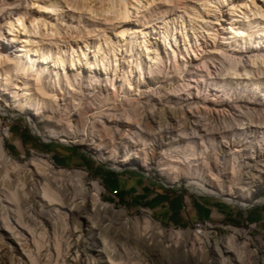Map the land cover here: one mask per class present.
Masks as SVG:
<instances>
[{"label": "bare ground", "instance_id": "obj_1", "mask_svg": "<svg viewBox=\"0 0 264 264\" xmlns=\"http://www.w3.org/2000/svg\"><path fill=\"white\" fill-rule=\"evenodd\" d=\"M261 1L0 0V101L54 133L45 119L47 113L58 122L66 116L70 132H74L73 118L77 128L84 131L92 124L98 136L90 139L94 151L106 160H116L121 146L124 156L118 162L124 166L135 164L137 159L136 165L147 168L150 145L143 139L139 118L135 119L141 112L156 123L168 147L186 143L190 148L183 154L175 150L171 160L165 150L152 153L154 160L159 158L162 171L176 172L178 167L172 163L183 161L196 168L209 159L218 161L212 152H198L197 146L208 142L229 149L233 160L245 150V144L240 143L251 142L261 152L252 158L256 162L252 180L264 183V164L258 165L264 153ZM173 98L176 102H171ZM173 105V116H166V109ZM157 107L162 113L158 117L154 116ZM114 130L119 132L118 142L113 140ZM237 136L242 141L232 139ZM131 148L136 150V157H132ZM5 158L0 143V163ZM46 165L33 161L26 168L30 182L21 184L27 190L31 187V191L23 192L27 204L40 222L50 221L41 208L43 201L68 210L77 233L72 245L77 256L81 250L86 256L98 248L105 250L103 236L108 220L98 217L109 204L82 182V204L75 205L78 199L70 198V187L56 180L54 186L44 177L50 171ZM35 176L44 180L42 197L31 185ZM6 178L0 165L2 194L7 191ZM193 185L203 193L214 189L205 180ZM259 186L252 187L250 198ZM19 190L17 187L15 199L20 198ZM216 193L226 194L223 189ZM70 200L72 204H68ZM117 218L121 219L118 228L131 224L123 213ZM133 225L137 235L150 230L147 237H160L156 230L159 225L152 229L149 218ZM86 232L98 233L100 241H89Z\"/></svg>", "mask_w": 264, "mask_h": 264}, {"label": "rangeland", "instance_id": "obj_2", "mask_svg": "<svg viewBox=\"0 0 264 264\" xmlns=\"http://www.w3.org/2000/svg\"><path fill=\"white\" fill-rule=\"evenodd\" d=\"M262 2L264 4V1ZM223 23H225L226 28L228 22L224 19ZM171 102H176V99H171ZM174 106L166 109V116H173ZM127 108L126 106L123 110H127ZM158 108L154 112L156 117L162 115L161 110H159L161 108ZM141 113H138V116L135 114V119L139 118L138 120L144 128L142 131L143 139L150 145V149L146 150L149 156L145 162L147 167L145 169L136 165L138 163L137 159L135 164L130 166H124L118 162L124 156L121 146L118 148L119 155L116 160H106L99 153H96L90 139L95 140L98 136L96 132H93V125L90 123L84 131L77 128L73 118L71 127L74 132H70L68 129L69 121L66 116L61 117L59 115L62 122H58V119L54 120L53 115L47 113L45 119L49 121L48 125L55 129L54 133L46 128L45 124L39 123L38 120L32 117L30 118L29 115L20 114L12 107H8L5 101H0V143L6 156L5 161L0 165L3 175L7 174L8 178L5 180L7 191L3 194L0 192V264H264V244L256 238L254 239L251 231L243 230L242 227L218 229L215 233L214 230H209L210 232H207L206 237H202V234L197 232L194 235L187 230L188 228L172 229L159 225L149 211H140L139 214L132 215L123 208L109 203L106 208L107 211H102V214L99 215L100 218L98 217V220H108L105 222V226L108 225V227L105 229L106 233L103 236L106 249L93 250L89 256L84 255L81 250L79 256H77L74 254L75 250L72 249L77 233L73 220L70 218V213L66 208L55 205V202L52 203V206H49L50 200L48 202L43 201L44 206L41 208L50 221L42 220L43 223L39 221V217L32 211L29 204H27V199L23 196V192L31 191V187L27 190V188H22L21 184L26 180L28 183L30 182L29 174L25 173L26 168H29L33 161L43 165L47 164L46 166L50 168V171L46 172L47 175L44 177L48 178L51 184L55 186L57 181L63 187L67 185L71 188L70 198L78 199L74 203L75 205L82 204L80 198L81 187L79 186L82 182L88 189L97 192L103 202L108 203L102 198L103 185L95 174V171L99 169L116 170V172H140L146 177L151 176L150 179L162 184L177 188L188 185V189L200 193H203V191H199L193 184L205 180L208 184L213 185L214 189H209L208 192L203 194L218 196L243 207H251L255 203H264V183H255L252 180V175L256 169V162L252 158L255 154L260 155L261 152L251 142L246 143L244 141L240 143L245 144V150L243 154L235 159L236 161L231 158L229 149L222 147L218 142L214 144L208 142L204 146H197L198 152H206L205 154L212 152L210 154H215L214 156L219 158L218 164L221 165L218 166V161L215 162L209 159L207 160L209 162L203 161L197 168L196 166H191L193 167L191 168L183 161L179 164L172 163V165L175 164L173 166L178 167L176 172L173 169V171H162L159 158L156 157L154 160L152 153L156 155L158 151L165 150L166 158L171 160V155H175V150L180 149L182 152L180 150L179 152L183 154L185 151H190V148L186 143L185 145L183 143L180 145L172 144L171 147H168V141L157 130L156 123L149 119L146 112ZM56 116L58 117V115H55V118ZM102 120L107 121L106 118ZM213 120L211 119V121ZM216 122L220 121L216 120ZM15 132L16 136L14 135ZM114 136L113 140L118 142L119 132L114 130ZM15 137L19 140L26 137L33 144L29 147H23V152L20 155H14L10 152L8 143ZM232 139L236 143L242 141L238 136ZM50 143H54L51 147L52 150L60 154L54 155L52 152L41 148L42 144ZM55 144L63 147H75L77 149L76 155L74 156V151L63 149ZM167 150L169 153H167ZM130 153L132 157L137 156L135 154L136 150L133 148H131ZM262 156L263 158H259L258 165L264 164L261 161L264 159V153ZM54 162L57 169L70 171L76 169V172L57 171L51 165ZM195 168L198 169L197 173H195ZM34 179L35 181L31 185L40 190L42 197L41 187L44 185V180L38 176H35ZM97 183L100 185L101 191ZM255 184H259L260 189L250 198V192ZM17 187H20V198L15 199ZM219 189H223L226 194L218 195L216 192ZM230 194L231 196H228ZM68 204H72V200L68 201ZM122 213L125 218L131 221V224L128 227L118 228L117 223L121 219H118L117 216ZM146 218L150 219L152 229L156 228V224L159 225V228L156 229L160 236L158 240L146 236V234H151L150 230L143 231L142 235H137L135 232L133 223L136 221L143 222ZM83 222H86V219H83ZM177 231L182 232L177 233ZM86 237L89 241H94L98 240L100 236L98 233L91 235L86 232Z\"/></svg>", "mask_w": 264, "mask_h": 264}, {"label": "crops", "instance_id": "obj_3", "mask_svg": "<svg viewBox=\"0 0 264 264\" xmlns=\"http://www.w3.org/2000/svg\"><path fill=\"white\" fill-rule=\"evenodd\" d=\"M14 135L16 136V132ZM32 144L26 137L22 140L15 137L8 143V148L14 155H20L23 147ZM51 152L55 153V150ZM95 174L103 185L102 198L108 204L121 207L132 215L149 211L159 225L181 229L190 228L198 221L209 222L217 230L241 228L245 221H249L257 223V230L253 235L264 244V203L243 207L221 197L199 196L192 194L187 188L162 184L140 172L99 169ZM98 187L101 191L99 184Z\"/></svg>", "mask_w": 264, "mask_h": 264}, {"label": "built area", "instance_id": "obj_4", "mask_svg": "<svg viewBox=\"0 0 264 264\" xmlns=\"http://www.w3.org/2000/svg\"><path fill=\"white\" fill-rule=\"evenodd\" d=\"M10 130V129H8ZM53 165V168L57 169L56 165H55V162L54 164H51ZM59 168V167H58ZM57 171H70V170H63V169H57ZM113 171H116V170H113ZM70 172H76V169H73L72 171ZM151 177V176H150ZM150 177H147V178H150ZM188 185H186L185 187L183 188H187L188 189ZM192 194H196V195H199V196H213V195H208V194H203V193H200L196 190H192V189H188ZM218 197V196H217ZM242 228H247L248 230L251 231V233L253 234L254 231L257 230V223H253V222H249V221H245L242 225H241ZM172 229H181V228H172ZM187 230H189L190 232H192L194 235H195V231H202V237H206V234H207V231L208 230H217L216 228H214L212 225H208V224H205L204 221H198L197 223L193 224L190 228H188ZM253 238L255 239V236L253 235Z\"/></svg>", "mask_w": 264, "mask_h": 264}, {"label": "trees", "instance_id": "obj_5", "mask_svg": "<svg viewBox=\"0 0 264 264\" xmlns=\"http://www.w3.org/2000/svg\"><path fill=\"white\" fill-rule=\"evenodd\" d=\"M52 145H54V143H50V144H44L43 145V149H46V150H48V151H53L52 150ZM56 145V144H55ZM56 146H58V147H62L63 149H68V150H72V151H74V153H76L77 152V149L75 148V147H63V146H59V145H56ZM54 155H58V154H60V153H58L57 151H55V153H53Z\"/></svg>", "mask_w": 264, "mask_h": 264}]
</instances>
